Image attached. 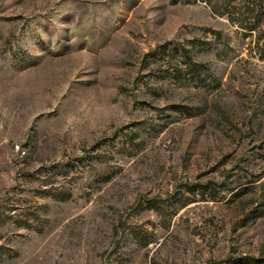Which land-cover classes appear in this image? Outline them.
<instances>
[{
	"label": "rangeland",
	"instance_id": "obj_1",
	"mask_svg": "<svg viewBox=\"0 0 264 264\" xmlns=\"http://www.w3.org/2000/svg\"><path fill=\"white\" fill-rule=\"evenodd\" d=\"M0 264H264V0H0Z\"/></svg>",
	"mask_w": 264,
	"mask_h": 264
}]
</instances>
